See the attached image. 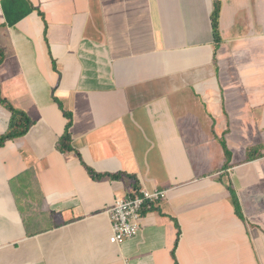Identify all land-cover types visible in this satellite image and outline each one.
Wrapping results in <instances>:
<instances>
[{
    "label": "crops",
    "instance_id": "1",
    "mask_svg": "<svg viewBox=\"0 0 264 264\" xmlns=\"http://www.w3.org/2000/svg\"><path fill=\"white\" fill-rule=\"evenodd\" d=\"M0 48V264H264V0H0Z\"/></svg>",
    "mask_w": 264,
    "mask_h": 264
},
{
    "label": "built area",
    "instance_id": "2",
    "mask_svg": "<svg viewBox=\"0 0 264 264\" xmlns=\"http://www.w3.org/2000/svg\"><path fill=\"white\" fill-rule=\"evenodd\" d=\"M165 189H139L125 198H116L106 212L111 225L109 242L121 244L137 235L141 228V212L147 205L166 197Z\"/></svg>",
    "mask_w": 264,
    "mask_h": 264
},
{
    "label": "trees",
    "instance_id": "3",
    "mask_svg": "<svg viewBox=\"0 0 264 264\" xmlns=\"http://www.w3.org/2000/svg\"><path fill=\"white\" fill-rule=\"evenodd\" d=\"M219 8H220V4L216 2L214 5V9L211 13L212 30L216 41H219L220 39L219 28H218ZM3 57L4 54L0 48V62L3 60ZM0 103L3 106H5L7 110L10 112V120H9L8 128L4 133L0 134V146H2L6 141L24 135L29 130L33 121L23 110L14 107L12 103L9 102L6 98L0 96ZM70 125H71V120L69 119V121L66 123L65 132L58 140L57 148L61 151H69L72 149L71 135L69 132ZM225 154L226 157L229 156V152L227 151L226 148H225ZM96 176H101V174H97ZM112 176L117 177L118 175L114 174ZM231 194L236 210L239 211V206L235 194L233 192H231Z\"/></svg>",
    "mask_w": 264,
    "mask_h": 264
}]
</instances>
